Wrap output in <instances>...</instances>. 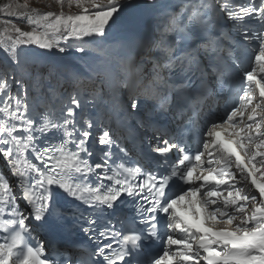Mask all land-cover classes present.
Wrapping results in <instances>:
<instances>
[{"label":"snow or ice","instance_id":"6c2138e0","mask_svg":"<svg viewBox=\"0 0 264 264\" xmlns=\"http://www.w3.org/2000/svg\"><path fill=\"white\" fill-rule=\"evenodd\" d=\"M53 2L59 13H41L27 3L0 7L31 26L26 31L4 20L5 32L15 38L0 39L14 67L0 70V156L16 178L10 183L0 174V264H264V0ZM65 5L81 12L66 15ZM130 9L149 14L150 37L116 54L99 49L87 75L72 73L61 83L54 70L31 68L18 51L36 45L64 52L60 40L75 38L76 51L84 53L90 42L85 37L105 38L106 28ZM245 46L254 65L241 69L238 53ZM237 85L236 101L223 119L207 122L194 152L185 142L187 124L175 132L157 126L155 117L173 110L195 122L210 87L231 92ZM127 121L148 137L150 154L165 162L168 154H179L170 171L117 163L125 148L114 125ZM225 125L229 130L222 133ZM222 134L229 139L221 140ZM90 141L100 148L96 159ZM205 153L207 169L199 163ZM214 160L222 166H213ZM174 179L188 187L169 195ZM61 194L91 210L77 220L92 242L86 259L85 253L75 255L74 242L54 247L41 239V227L53 217L63 219L56 207ZM121 197L133 198L137 215L131 223L144 228L108 217ZM183 201L191 219L178 210ZM158 215L165 221L167 250L149 262L140 258V241L157 238ZM217 223L229 227L217 229Z\"/></svg>","mask_w":264,"mask_h":264},{"label":"rangeland","instance_id":"374dc122","mask_svg":"<svg viewBox=\"0 0 264 264\" xmlns=\"http://www.w3.org/2000/svg\"><path fill=\"white\" fill-rule=\"evenodd\" d=\"M8 1H10V0H4L2 5H5ZM140 2L143 3V0H134V3H140ZM15 3H27L29 9H35L41 13L61 11L60 6L57 4H55L52 8L51 0H16L13 2V4H15ZM63 9H65L66 15H68V14L75 15V14H79L81 12V9L77 8L74 5L71 8H69L65 5V7ZM137 10L138 9H130L128 12H126L124 14V16L121 18V20L116 25L111 26L110 31L106 28V34L107 33H113L117 30L122 29L124 27L122 25L125 22H128V20L133 15L136 14ZM142 13H143L142 9H139V12H138L137 16L135 17V19H138L142 15ZM8 19H10L8 15H5L0 19V35H2L4 38L7 37L8 32H5V28L8 26L5 25L3 23V21L8 20ZM17 26L21 27L22 25L18 24ZM21 28L23 30H26V31L31 30V27L22 26ZM84 39L86 40L87 38H84ZM91 39L92 38H90V41H91ZM79 43L80 42L77 41L75 38H69L68 40H63V39L60 40V45L67 50V52H65V53L68 56V60L74 65L75 64L83 65L89 58V55H88V53H86V51L84 53H80V52L76 51V46ZM85 48H86V45H85ZM20 50H21V55L25 53L22 46L20 47ZM73 69H74V67H71V70H73ZM24 74H25V76L27 75L26 73H24ZM13 90L14 91L16 90L15 84H14Z\"/></svg>","mask_w":264,"mask_h":264},{"label":"bare ground","instance_id":"6f19581e","mask_svg":"<svg viewBox=\"0 0 264 264\" xmlns=\"http://www.w3.org/2000/svg\"><path fill=\"white\" fill-rule=\"evenodd\" d=\"M144 12H146V11H144ZM128 21L134 22V24H135V26L131 27L130 31L127 28L123 27L122 29L117 30V31H115L113 33H107L105 35V38H97V39L94 40L95 49H96L94 60H95L96 56L98 55L99 49H101V48L105 49L107 52H109L111 54H116L118 51H122L127 46L135 44L134 42H131L129 40L130 37L134 36L133 35L134 27L139 26V27L145 28L146 26L144 24H141V22L137 21L133 17H131ZM143 23H147V21L143 20ZM51 54H53V51H51L50 53L46 54L43 58H46L47 60H50L51 59L50 58ZM109 64H111V63L109 62ZM86 65L87 66L91 65V61L87 62ZM130 130H131V128H129L127 131H130ZM49 135H51V134H49ZM193 141H194V143L199 145L197 140H193ZM238 218L240 219L242 217L238 216ZM232 226H234V224Z\"/></svg>","mask_w":264,"mask_h":264},{"label":"trees","instance_id":"16d2710c","mask_svg":"<svg viewBox=\"0 0 264 264\" xmlns=\"http://www.w3.org/2000/svg\"><path fill=\"white\" fill-rule=\"evenodd\" d=\"M16 1V0H15ZM4 2V0H0V6L2 5V3ZM56 3L52 2V7L55 5ZM2 7V6H1ZM59 13V12H57Z\"/></svg>","mask_w":264,"mask_h":264}]
</instances>
